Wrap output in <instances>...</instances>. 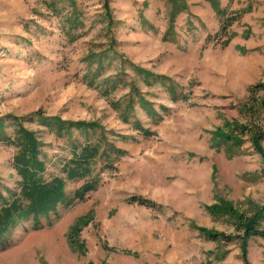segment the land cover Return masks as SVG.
<instances>
[{
	"label": "rangeland",
	"instance_id": "rangeland-1",
	"mask_svg": "<svg viewBox=\"0 0 264 264\" xmlns=\"http://www.w3.org/2000/svg\"><path fill=\"white\" fill-rule=\"evenodd\" d=\"M184 2L170 21V0H0V116L23 117L36 133L44 176H63L71 144L84 143V136L77 130L55 136L35 115L29 119L39 109L46 116L95 121L124 150L113 161L115 169L100 170L98 185L83 200L59 206L51 224L12 229L0 264H243L238 240L206 239L192 224L233 235L231 220L211 215L205 205L222 197L249 215L264 202L262 160L248 134L231 158L212 137L226 120L261 124L262 91L254 101L248 89L264 83V0H219L224 15L236 17L226 28L227 44L213 37L220 19L208 1ZM70 14L81 25L68 34ZM170 24L172 38H164ZM98 53L105 56L98 79L123 72L156 108L168 107L154 124L135 104L136 117L152 135L122 122L113 107L128 87L105 97L86 85L82 76L95 67L88 61ZM128 60L169 76L185 98L172 101L161 85H144ZM14 151L0 141L1 187L17 179ZM81 183L66 181V193ZM132 195L160 207L130 202ZM84 216L91 219L78 233L81 252L68 232ZM246 246L248 264H264V240L250 237Z\"/></svg>",
	"mask_w": 264,
	"mask_h": 264
},
{
	"label": "trees",
	"instance_id": "trees-1",
	"mask_svg": "<svg viewBox=\"0 0 264 264\" xmlns=\"http://www.w3.org/2000/svg\"><path fill=\"white\" fill-rule=\"evenodd\" d=\"M170 1L172 2L170 21H172L173 16L186 8V3L184 0ZM206 1L210 3L211 8L220 19L219 29L213 37L217 36L222 44H227L226 28L236 17L225 16L226 11L220 6L219 0ZM105 9L108 13L107 6ZM65 19L68 34H71L72 30L81 25V21L76 14H70ZM108 22L111 23V18L108 19ZM148 26L153 28L152 25ZM172 34L170 24L167 31H165L164 38H172ZM76 37L77 35H71V39ZM210 37L211 35L208 34L206 39ZM92 56L90 58L93 59H89L88 63L89 65L95 64V67L93 69L89 68L82 76L86 78V85L98 89L101 95L105 97H108L119 87H128V93L123 96V99H116L113 102V107L118 110V116L122 122L131 124L134 130L141 132L144 136L152 135L153 131L148 127H144L136 117L134 113L135 104L154 124L162 120L161 111L166 113L168 107L160 103L156 108L153 101L147 99L134 82L126 81L123 78V72L98 79L105 67L103 65L105 56L103 57V54L99 53ZM128 65L132 67L144 85L148 87L155 84L161 85L172 101L185 98V95H182L179 91V85L169 76L154 73L129 60ZM248 90L254 101H257V99H254L257 93L262 91L261 97L258 99L261 109V124L252 123L247 125L236 120H226L222 126L216 127L212 131V137L217 140L218 145L223 144L225 156L231 158L239 152L245 141L244 135L248 134L253 149L260 155L262 160L261 173L264 175V147L262 145L264 140V83L252 84ZM33 115L36 116L39 124L52 131L57 137L70 136L73 130L79 131L84 136V143L74 141L71 144V156L61 168L63 176L53 175L46 178L44 176L45 162L40 157L42 143L36 133L22 124L23 117L15 115L0 116V141L15 148L12 156V167L17 175L15 184L12 187L0 186V251L6 248L8 244L7 234L18 225L29 223L32 229H37L43 226V222L51 224L52 220L59 216V206L67 207L75 200H83L86 194L98 185L100 170L115 169L113 161L124 153L123 149L107 139V131L95 121L67 120L57 115L46 116L40 109L31 113L29 119L33 120ZM8 126H12L11 132L7 131ZM119 136L124 140L128 138L127 135L120 134ZM99 162L102 164L101 169L96 170V165ZM215 170V167H213V171ZM80 180H82V183L73 190L72 195H68L65 190V182ZM128 201L147 207H160L158 203L137 195L130 196ZM205 209L211 215L227 216L231 220L235 233L228 235L222 231L208 229L203 226L195 224H192V226L206 239L212 241L227 243L231 240H238L243 264H248L247 240L250 237H259L264 240V226L262 225L264 221V202L249 215L235 209L231 201L222 197L218 198L215 203L205 205ZM90 219L91 217L87 216L79 217L69 228V243L81 252L85 248L83 242L79 240L78 233Z\"/></svg>",
	"mask_w": 264,
	"mask_h": 264
},
{
	"label": "crops",
	"instance_id": "crops-1",
	"mask_svg": "<svg viewBox=\"0 0 264 264\" xmlns=\"http://www.w3.org/2000/svg\"><path fill=\"white\" fill-rule=\"evenodd\" d=\"M264 141V140H263Z\"/></svg>",
	"mask_w": 264,
	"mask_h": 264
}]
</instances>
